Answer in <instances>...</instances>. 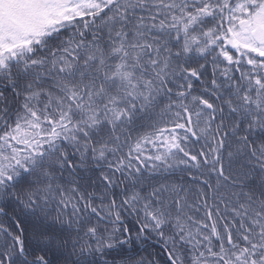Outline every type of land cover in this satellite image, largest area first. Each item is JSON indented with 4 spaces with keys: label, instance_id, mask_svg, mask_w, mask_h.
<instances>
[{
    "label": "snow or ice",
    "instance_id": "1",
    "mask_svg": "<svg viewBox=\"0 0 264 264\" xmlns=\"http://www.w3.org/2000/svg\"><path fill=\"white\" fill-rule=\"evenodd\" d=\"M0 264H264V0H0Z\"/></svg>",
    "mask_w": 264,
    "mask_h": 264
}]
</instances>
